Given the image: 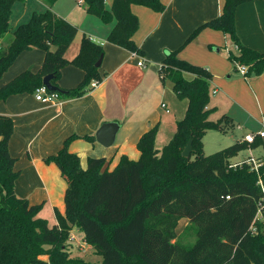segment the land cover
Returning <instances> with one entry per match:
<instances>
[{
  "label": "trees",
  "instance_id": "obj_1",
  "mask_svg": "<svg viewBox=\"0 0 264 264\" xmlns=\"http://www.w3.org/2000/svg\"><path fill=\"white\" fill-rule=\"evenodd\" d=\"M17 1L25 0H0V81L23 52L40 49L45 56L39 70H26L0 86V102L13 95H33L49 74L63 101L82 97L93 81L102 80L96 67L105 53L101 44L84 37L78 55L71 61L66 58L78 28L53 11L58 0H44L48 7L44 12L13 28L10 20ZM83 1L89 14L106 24L116 21L109 43L139 55L144 52L134 41L139 19L132 6L159 13L166 8L161 0H114L111 8L106 0ZM251 1L224 0L221 16L196 29L186 44L203 28L221 31L239 45L229 56L234 65L248 66V75H261L264 53L244 46L236 28L237 8ZM179 50L169 51L160 68L162 79L188 101L173 138L160 149L159 127L152 128L137 144L139 159L122 155L110 170L106 158H90L83 168L80 157L69 151L71 140L78 136L69 137L57 154L44 159L59 168L67 183L65 211L56 210L53 226L40 216L45 202L32 204L16 193L21 173L9 151L14 122L0 115V264H97L75 252H80L71 241L75 228L93 254L101 257L98 264H264V222H255L257 233L251 232L261 199L258 177L246 162L241 167L232 163L260 141L236 142L213 154L204 153L207 132H226L233 124L226 115L211 119L212 74L180 58ZM68 65L82 69L85 77L77 87L63 89L59 80ZM83 138L95 141L94 135ZM191 138V155L185 157ZM182 219L196 227L197 238L191 245L178 240Z\"/></svg>",
  "mask_w": 264,
  "mask_h": 264
},
{
  "label": "crops",
  "instance_id": "obj_2",
  "mask_svg": "<svg viewBox=\"0 0 264 264\" xmlns=\"http://www.w3.org/2000/svg\"><path fill=\"white\" fill-rule=\"evenodd\" d=\"M25 1L32 3L31 16L48 8L44 0ZM113 1L106 0L107 8H111ZM161 1L166 6L162 13L140 5L132 6L139 19L134 41L144 52L139 56L108 42L115 20L104 23L89 14L81 0H58L55 3L53 11L78 28L66 58L71 61L78 55L84 37L101 44L105 51L99 70L102 80L93 81L82 97L66 99L62 103L43 104L27 93L0 102V115L9 116L14 122L9 151L17 159L16 170L21 173L16 181L19 197L32 204L48 199L52 207L59 203V207L62 204L65 208L56 184L61 172L55 164H48L44 159L57 154L71 136L78 138L71 140L70 152L77 154L81 161L110 159L111 169L117 166L122 155L139 159V140L156 126L159 127L157 147L158 144H167L181 120L178 117L186 114L188 108L184 101L177 99L179 96L172 84L162 79L160 68L169 51L180 49V58L210 71L209 108L214 109L217 120L225 115L231 118L239 135L243 136L240 139L236 134L234 141L242 142L247 134L264 129V73L243 76L226 52V49L235 50L236 44L221 31L203 28L186 44L196 29L221 16L224 0ZM236 28L244 46L264 53V0L240 5L236 12ZM44 56L42 50L23 52L21 63L15 67L12 65V72L9 69L4 74L0 86L26 70H39ZM139 61H144L145 67L139 66ZM186 76L193 78L191 74ZM84 77L82 69L68 65L62 70L59 86L75 88ZM94 82L99 84L93 87ZM162 104L167 107L163 108ZM177 110L179 114L173 117V111ZM109 122L118 123L119 130L111 149H106L98 143L96 133ZM87 135H94L95 141L84 139ZM259 141L263 143L264 139Z\"/></svg>",
  "mask_w": 264,
  "mask_h": 264
},
{
  "label": "rangeland",
  "instance_id": "obj_3",
  "mask_svg": "<svg viewBox=\"0 0 264 264\" xmlns=\"http://www.w3.org/2000/svg\"><path fill=\"white\" fill-rule=\"evenodd\" d=\"M32 12H33V10H32V3L31 2H29V1H17L13 7V14L11 16L12 20H10L11 27L14 28V26H17V25L19 26L21 24L27 23L32 17L31 16ZM73 43H74V41H73ZM73 43L71 44V46H73ZM71 46H70V48H71ZM34 50L40 51V49H34ZM233 51H236V50H233ZM21 57L17 58L13 62L12 65L14 67L18 66L21 63L20 62L22 59ZM11 67L9 69L12 72L14 67L12 69H11ZM33 96H34V94H33ZM177 99L180 101H184V103H186V108H187L188 102L186 99H182L180 97H177ZM186 108H185V111H186ZM177 114H179L178 110L176 112L173 111V113H172L173 117ZM214 114H216V113L213 112L211 114V118L214 120H217L216 118H218V117L215 118ZM184 116H185V112L182 113L180 115V117H178L179 120L182 119ZM208 132L209 133H208L207 139H205V137H204V139H205V141H204V153L206 155L213 154L215 152H218L224 148H227V147L235 144L238 141H234L233 137L236 134L237 135L240 134V132H238V130H237V126L234 127L232 125L227 126L226 132H221V131H208ZM242 137L243 136L241 135L239 138L241 139ZM163 146H164V144L163 145L158 144V148H160V149L163 148ZM111 147H106V149H111ZM251 156L256 158V159H259V158L264 159V142L263 143L259 142V144L256 147H252V148L243 150L242 152L239 153L238 156H236L235 158L232 159V163L242 162ZM108 162H109V166H110L111 165L110 159L107 160V163ZM81 165L83 168H87L88 161H81ZM110 170H112V169L110 168ZM35 184H38V183L35 182ZM56 184L58 186V190L60 191L59 197L61 198L62 202L64 203V196H65V192H66V188H67V183L64 180V178L62 177V175H60V178H58V181ZM63 187H65L64 190H63ZM55 201H56V199H55ZM58 204L59 203H56L55 207H52L49 200L46 199L44 208L41 211L40 216L43 218H46L48 220L50 226H53L57 222L56 210L58 212H60L61 214H64V211H65L64 205L60 204L61 207H59ZM177 233H178V240L183 245H191L194 243V241L197 238L196 227L191 222H189L187 219H182L180 221L178 229H177ZM72 235H74V237L76 239L75 241H72V242L75 245L79 246V248H80L79 249L80 252L75 251L76 253L80 254L81 256L86 258L87 260H90V261L97 263V264L102 260L100 256H96L93 254V251L89 245L83 244L84 243L83 242V233L79 229L75 228L72 232Z\"/></svg>",
  "mask_w": 264,
  "mask_h": 264
},
{
  "label": "built area",
  "instance_id": "obj_4",
  "mask_svg": "<svg viewBox=\"0 0 264 264\" xmlns=\"http://www.w3.org/2000/svg\"><path fill=\"white\" fill-rule=\"evenodd\" d=\"M81 2H83V0H81ZM235 50H239V45H235ZM231 49H226L227 55L230 56L231 53ZM134 56H139V54L137 53H133ZM139 66L141 67H145V62L144 61H139L138 63ZM237 68L239 70V72L243 75V76H247L248 75V71H249V67L246 65H242V64H237ZM99 84V82H94L92 84L93 87H96ZM216 91L214 90V93ZM34 97L38 102H41L43 104H56V103H62L63 100L60 96V94L58 92H51L45 85H42L41 87H39L35 93H34ZM163 108H166V104H162ZM257 139H264V129L258 133H249L244 137V141L249 143V144H253L257 141ZM244 162H246L249 167H250V171L255 172L257 177H258V181H257V185L260 188L261 191V199L258 203V212H257V216L256 219L253 223V225L251 226V232L253 234L257 233V226L255 224V222H264V161L258 160L254 157H250V159H248V161H242V162H238V163H233L234 167L237 166H243ZM75 237L74 235L71 236V241H75Z\"/></svg>",
  "mask_w": 264,
  "mask_h": 264
},
{
  "label": "water",
  "instance_id": "obj_5",
  "mask_svg": "<svg viewBox=\"0 0 264 264\" xmlns=\"http://www.w3.org/2000/svg\"><path fill=\"white\" fill-rule=\"evenodd\" d=\"M104 55H101L100 59L96 63V67H100L103 61ZM53 75L49 74L44 77L43 85H45L51 92L59 91L58 87L52 84ZM119 130V124L115 122L104 123L96 133L97 141L105 147H110L115 143L116 135ZM193 139L191 138L187 147L183 152V156L190 157L192 151Z\"/></svg>",
  "mask_w": 264,
  "mask_h": 264
}]
</instances>
